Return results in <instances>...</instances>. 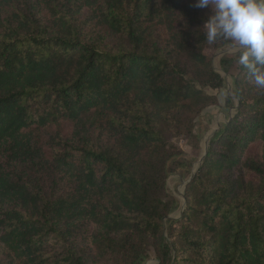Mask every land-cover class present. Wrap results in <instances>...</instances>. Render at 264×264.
Instances as JSON below:
<instances>
[{
  "label": "trees",
  "instance_id": "trees-1",
  "mask_svg": "<svg viewBox=\"0 0 264 264\" xmlns=\"http://www.w3.org/2000/svg\"><path fill=\"white\" fill-rule=\"evenodd\" d=\"M195 3L0 0V264H264V89L238 58L169 220L172 139L224 86Z\"/></svg>",
  "mask_w": 264,
  "mask_h": 264
},
{
  "label": "rangeland",
  "instance_id": "rangeland-1",
  "mask_svg": "<svg viewBox=\"0 0 264 264\" xmlns=\"http://www.w3.org/2000/svg\"><path fill=\"white\" fill-rule=\"evenodd\" d=\"M224 42L225 45L220 48L211 46L207 50L213 57L216 71L224 79L222 88L207 90L208 94L216 99L215 104L198 116L190 133L172 139V144L180 150V154L169 164L168 196L174 201V211L170 214L169 220L181 217L185 207L186 185L202 164L211 140L234 117L239 106L233 84L238 54L233 53L232 42L227 40ZM166 224L168 227L169 221ZM144 260L143 264H159L153 251H150Z\"/></svg>",
  "mask_w": 264,
  "mask_h": 264
},
{
  "label": "clouds",
  "instance_id": "clouds-1",
  "mask_svg": "<svg viewBox=\"0 0 264 264\" xmlns=\"http://www.w3.org/2000/svg\"><path fill=\"white\" fill-rule=\"evenodd\" d=\"M194 7L212 10L203 27L207 42H232L238 63L264 89V0H196Z\"/></svg>",
  "mask_w": 264,
  "mask_h": 264
}]
</instances>
